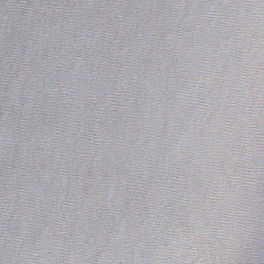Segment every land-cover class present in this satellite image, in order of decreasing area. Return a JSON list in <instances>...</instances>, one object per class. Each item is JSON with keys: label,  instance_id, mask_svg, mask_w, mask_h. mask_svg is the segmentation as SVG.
<instances>
[{"label": "water", "instance_id": "obj_1", "mask_svg": "<svg viewBox=\"0 0 264 264\" xmlns=\"http://www.w3.org/2000/svg\"><path fill=\"white\" fill-rule=\"evenodd\" d=\"M261 0H0V259L256 264Z\"/></svg>", "mask_w": 264, "mask_h": 264}, {"label": "clouds", "instance_id": "obj_2", "mask_svg": "<svg viewBox=\"0 0 264 264\" xmlns=\"http://www.w3.org/2000/svg\"><path fill=\"white\" fill-rule=\"evenodd\" d=\"M255 7L264 8V0H261L259 5H253ZM255 232L256 243L258 248L255 249V255L252 259L256 264H264V198L258 197V208L255 224L251 226ZM7 257L0 259V264H6Z\"/></svg>", "mask_w": 264, "mask_h": 264}]
</instances>
